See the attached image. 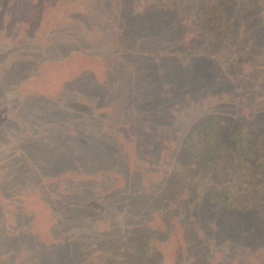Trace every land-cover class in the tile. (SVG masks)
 Wrapping results in <instances>:
<instances>
[{"label": "rangeland", "instance_id": "obj_1", "mask_svg": "<svg viewBox=\"0 0 264 264\" xmlns=\"http://www.w3.org/2000/svg\"><path fill=\"white\" fill-rule=\"evenodd\" d=\"M231 1L218 37L170 0H0V264H264V0Z\"/></svg>", "mask_w": 264, "mask_h": 264}, {"label": "trees", "instance_id": "obj_2", "mask_svg": "<svg viewBox=\"0 0 264 264\" xmlns=\"http://www.w3.org/2000/svg\"><path fill=\"white\" fill-rule=\"evenodd\" d=\"M229 3L232 2L231 0H228ZM227 0H221L216 3H213V0H170L173 4L182 7L184 11L189 14V16H193L197 19V25L198 28L201 31H204L211 36H217L220 37L222 33L218 32H224L227 27L222 26L225 25L224 19H226L223 16L224 9L226 7V4H228ZM165 6L164 3H162ZM218 6H217V5ZM220 140V139H219ZM229 147V146H228ZM219 151V149L217 150ZM230 160L227 159L224 161L225 167L229 165ZM252 166L254 164H251ZM224 179H227L226 176H224ZM223 180V179H222ZM218 189L220 190V187L218 186ZM220 199L224 201V203H228L229 200H233L234 198H231L229 195L220 192ZM237 201V199L235 200ZM243 203H246L245 207L246 209L251 208L258 204L257 200L254 199H244Z\"/></svg>", "mask_w": 264, "mask_h": 264}]
</instances>
